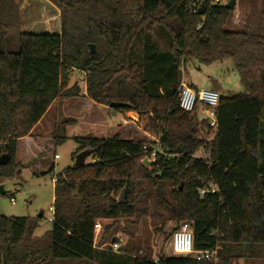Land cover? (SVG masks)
Wrapping results in <instances>:
<instances>
[{
    "label": "trees",
    "instance_id": "obj_1",
    "mask_svg": "<svg viewBox=\"0 0 264 264\" xmlns=\"http://www.w3.org/2000/svg\"><path fill=\"white\" fill-rule=\"evenodd\" d=\"M49 1L59 10V33L13 36L17 0H0V157L8 156L0 165V183L23 166L16 159L21 140L41 142L31 132L53 101L82 96L78 84L68 87L73 70L84 74L86 97L95 104L122 102L124 107L110 110L145 117L160 148L144 166V138L74 135L75 155L88 150L91 160L56 174L53 218L41 235L34 234L37 217L0 214V264H264V32L226 29L231 10L212 0ZM153 35L162 37L164 48ZM191 59H229L242 87L220 95L212 138L205 119L178 107L182 67ZM64 139H45L40 165L34 159L32 164L45 171L34 174L53 172L51 146ZM201 149L205 157L196 155ZM210 184L215 192L200 195ZM149 204L157 233L165 234L172 221L171 238L186 222L193 249L215 250L214 257L153 258L146 246L138 254L132 241L116 252L95 243L97 221L108 235L117 221L138 219Z\"/></svg>",
    "mask_w": 264,
    "mask_h": 264
},
{
    "label": "rangeland",
    "instance_id": "obj_2",
    "mask_svg": "<svg viewBox=\"0 0 264 264\" xmlns=\"http://www.w3.org/2000/svg\"><path fill=\"white\" fill-rule=\"evenodd\" d=\"M228 1L221 0L223 4ZM17 11L16 28L11 31L13 36H15L17 31L54 34L60 31L59 10L49 0H17ZM226 29H253L264 32V18L260 15V0H235ZM152 39L153 41L158 39L160 48H164V43L160 40L162 39L161 36L153 35ZM9 48L14 49L13 46ZM182 82L187 86L193 84L198 88L206 89L217 86L219 94L224 96H230L242 91L238 75L229 59L211 63H202L196 59H191L182 67ZM74 83L80 86L82 93H85L84 74L82 72L77 70L71 72L68 87ZM88 99L82 94L78 98L53 101L45 113L42 126L34 130L35 134L33 135L42 138L40 142L41 148H39L42 152V147L46 143L45 139H52L54 135L58 134L65 136V139L60 144H52L51 146V149L58 155V158H52L51 155L50 161L54 165L51 174H34V172H43L45 169L32 168V164L36 160L35 156H31L33 158L27 156L22 143L16 156L17 161L23 165L19 174L0 183L6 191L5 195H0V214L17 217H37L38 226L34 233L36 236L41 235L50 228L49 217L52 215L53 178L64 168L71 167L75 163V151L78 145L72 139L74 135L90 133L95 137L102 138L119 134L121 136L141 137L147 142L157 138L147 132L145 117H139L136 113L131 112L137 120L123 116L127 122H121L122 112L114 114L109 107L97 104L91 107ZM199 115L201 116L202 113ZM213 133L214 130L211 129L207 137L212 138ZM196 155L205 157L206 153L201 149ZM143 159L142 157V164ZM90 160V157H86L85 162L88 163ZM150 164L143 165L149 166ZM11 195L15 199L14 204L10 202ZM41 212L42 217H38ZM151 212L152 206L149 204L148 211L146 213L141 212L138 219L136 218L134 221L120 219L115 223L114 228L108 235L102 234L103 223L97 221L100 228L97 231L95 243L98 244L99 241H102L101 247H109L114 237L121 240L120 247H126L129 241L134 242L140 247L138 254L141 253L145 246L149 247L153 258H156L159 253H173L168 233L170 228L174 226V222H166L165 234L157 233L153 228ZM105 223H111V221L109 220ZM234 264L263 263L257 261L245 262L242 259H238Z\"/></svg>",
    "mask_w": 264,
    "mask_h": 264
},
{
    "label": "built area",
    "instance_id": "obj_3",
    "mask_svg": "<svg viewBox=\"0 0 264 264\" xmlns=\"http://www.w3.org/2000/svg\"><path fill=\"white\" fill-rule=\"evenodd\" d=\"M221 0H212V3H219ZM220 94L217 90L206 89V88H192L185 85L182 81L178 88L177 101L178 107L188 113H202V119H205L211 129L217 127V106L219 103ZM160 148L159 139L156 138L152 142H147L142 147L143 160L151 161L155 160L157 150ZM54 158H58L55 154ZM55 181V178H53ZM216 188L210 184L208 188L199 190L200 195L209 191L210 193L215 192ZM10 202L14 204L15 199L11 195ZM53 214V208L51 209ZM53 215L49 217V221L52 220ZM94 236L97 235V231L100 228L98 223L94 224ZM120 239L113 238L110 242L109 247L113 251H118L120 248ZM193 235L190 225L186 222L180 223L178 228L172 233L170 238V247L174 254H189L192 255L196 260L211 259L215 255V250L195 251L193 249Z\"/></svg>",
    "mask_w": 264,
    "mask_h": 264
},
{
    "label": "water",
    "instance_id": "obj_4",
    "mask_svg": "<svg viewBox=\"0 0 264 264\" xmlns=\"http://www.w3.org/2000/svg\"><path fill=\"white\" fill-rule=\"evenodd\" d=\"M203 2L201 3V5H200V8H199V10H198V13H202L203 12V10H202V8H203ZM234 5H235V0H229L228 2H226L225 4H224V7L226 8V9H233V7H234ZM89 47H90V52L91 53H93L94 51H95V47H94V45L93 44H90L89 45ZM126 104L125 103H122V102H111V103H109V108H118V107H124ZM89 155V151L88 150H83V151H80L77 155H76V157H75V163H74V165L75 166H82V165H84V163H85V159H86V157ZM8 162V156L7 155H2L1 157H0V165H3V164H5V163H7ZM151 163V161H143V164L144 165H147V164H150ZM125 189H126V187H124L123 189H122V191H121V193H120V196H119V200L120 201H122L123 200V197H124V193H125ZM4 194H6V191L3 189V185L2 184H0V195H4ZM113 240V239H112Z\"/></svg>",
    "mask_w": 264,
    "mask_h": 264
},
{
    "label": "crops",
    "instance_id": "obj_5",
    "mask_svg": "<svg viewBox=\"0 0 264 264\" xmlns=\"http://www.w3.org/2000/svg\"><path fill=\"white\" fill-rule=\"evenodd\" d=\"M184 83V82H183ZM189 87H192V88H198L197 86H195V85H193V84H190L189 85ZM211 89H215V90H217V91H219L218 90V87L216 86V87H212ZM83 95H85L86 96V93H82ZM88 101L90 102H88L90 105H91V107H93V105H96L92 100H90V99H88ZM200 113H198L197 115H198V117L199 118H202V115L200 116L199 115ZM45 116V115H44ZM44 116L41 118V120L36 124V126L34 127V129L32 130V132H31V134H35L34 133V130L37 128V127H39V126H42V122H43V118H44ZM125 118H133V119H135V120H137L136 119V117L131 113V112H125V113H122L121 114V122H127V121H125V119H124V117ZM120 124V123H119ZM39 139V138H38ZM37 140H36V138H31V137H26V138H24V139H22L21 140V142L23 143V147H25V153L27 154V156H29V157H31V156H35L34 158L36 159V161H37V165H40V158H38V153H39V148H41V146H40V143H37L36 142ZM40 141H42V140H40ZM33 157H31V158H33Z\"/></svg>",
    "mask_w": 264,
    "mask_h": 264
}]
</instances>
